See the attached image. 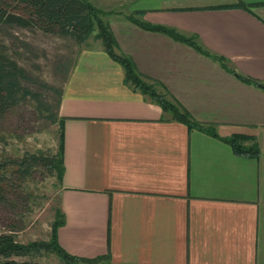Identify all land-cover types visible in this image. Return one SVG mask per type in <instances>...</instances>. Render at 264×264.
I'll return each mask as SVG.
<instances>
[{
    "label": "crops",
    "instance_id": "crops-1",
    "mask_svg": "<svg viewBox=\"0 0 264 264\" xmlns=\"http://www.w3.org/2000/svg\"><path fill=\"white\" fill-rule=\"evenodd\" d=\"M91 2L144 80L162 83L221 139H255L260 157L173 121L94 42L56 68L66 120L60 245L80 258L110 255V264H264V89L129 20L197 36L231 70L264 83V0Z\"/></svg>",
    "mask_w": 264,
    "mask_h": 264
},
{
    "label": "trees",
    "instance_id": "trees-1",
    "mask_svg": "<svg viewBox=\"0 0 264 264\" xmlns=\"http://www.w3.org/2000/svg\"><path fill=\"white\" fill-rule=\"evenodd\" d=\"M238 8L248 10L249 6L239 2ZM106 15L107 13L97 8L91 0H0V29L2 27L35 29L45 34L72 39L80 48L90 47L92 43L100 41L104 52L124 68L125 83L141 91L152 103L160 106L173 121L186 125L189 131L199 130L223 141L232 147L237 156L259 159L260 149L255 139L242 135L221 139L214 125L197 122L162 83L155 80H152V83L146 82L134 61L117 53V39L111 26L105 21ZM129 20L146 31L165 34L177 42L193 47L200 54L218 61L225 70L234 74L242 82L264 89V83L239 75L229 68L226 58L213 55L204 49L199 44L197 36L187 37L175 29L145 23L134 15H131ZM26 81H29V77L25 71L0 50V124L27 98L36 101L41 109L46 107L40 94L34 93L25 85ZM41 87L55 92L59 97L62 96L61 91L54 86L42 85ZM59 104L60 101L57 103V108ZM45 110L48 112L46 119L59 126L58 149L55 153L27 154L13 164L0 161V207L9 202L10 191L18 188L17 184L31 178L38 170H46L56 178L59 184H62L65 174L66 120L59 118L57 112H49L47 107ZM245 141H253V144L247 146ZM10 165L16 168H10ZM10 169L14 170L10 171ZM65 222L66 215L59 201L58 206L53 209L48 240L21 242L14 234V228H11L10 233H0V264H40L36 258L44 253L57 255L64 264H110V255L87 259L69 254L59 243L58 232Z\"/></svg>",
    "mask_w": 264,
    "mask_h": 264
},
{
    "label": "rangeland",
    "instance_id": "rangeland-1",
    "mask_svg": "<svg viewBox=\"0 0 264 264\" xmlns=\"http://www.w3.org/2000/svg\"><path fill=\"white\" fill-rule=\"evenodd\" d=\"M94 46L92 44V48ZM82 49L72 39L35 29H0V50L25 71L29 77L25 85L40 94L51 113L57 112L59 96L41 86L60 88L62 82L57 80V66L66 67ZM46 107L41 109L36 101L27 98L2 121L0 161L13 164L27 154L57 151L59 126L46 119ZM17 186L10 191L9 202L0 207V233H10L11 228H14L13 232L21 242L48 240L53 209L60 201L56 178L46 170H38ZM36 261L40 264H64L57 255L50 253H44Z\"/></svg>",
    "mask_w": 264,
    "mask_h": 264
}]
</instances>
